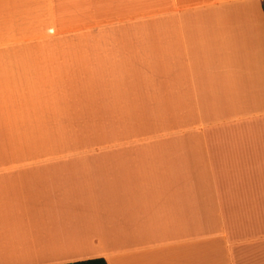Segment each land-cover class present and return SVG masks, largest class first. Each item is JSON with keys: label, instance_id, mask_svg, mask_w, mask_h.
<instances>
[{"label": "crops", "instance_id": "crops-1", "mask_svg": "<svg viewBox=\"0 0 264 264\" xmlns=\"http://www.w3.org/2000/svg\"><path fill=\"white\" fill-rule=\"evenodd\" d=\"M264 264V0H0V264Z\"/></svg>", "mask_w": 264, "mask_h": 264}, {"label": "trees", "instance_id": "trees-1", "mask_svg": "<svg viewBox=\"0 0 264 264\" xmlns=\"http://www.w3.org/2000/svg\"><path fill=\"white\" fill-rule=\"evenodd\" d=\"M72 264H107V262L104 259H95V260L77 262V263H72Z\"/></svg>", "mask_w": 264, "mask_h": 264}]
</instances>
